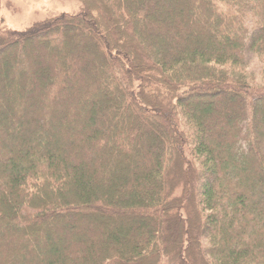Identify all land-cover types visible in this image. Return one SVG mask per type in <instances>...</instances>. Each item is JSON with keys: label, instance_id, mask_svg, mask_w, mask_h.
I'll return each mask as SVG.
<instances>
[{"label": "trees", "instance_id": "16d2710c", "mask_svg": "<svg viewBox=\"0 0 264 264\" xmlns=\"http://www.w3.org/2000/svg\"><path fill=\"white\" fill-rule=\"evenodd\" d=\"M0 19V264H264V0H76Z\"/></svg>", "mask_w": 264, "mask_h": 264}, {"label": "rangeland", "instance_id": "374dc122", "mask_svg": "<svg viewBox=\"0 0 264 264\" xmlns=\"http://www.w3.org/2000/svg\"><path fill=\"white\" fill-rule=\"evenodd\" d=\"M76 0H0V19L7 28L23 30L36 21L63 12H76ZM247 73L257 85H264V67L255 54L247 53Z\"/></svg>", "mask_w": 264, "mask_h": 264}]
</instances>
